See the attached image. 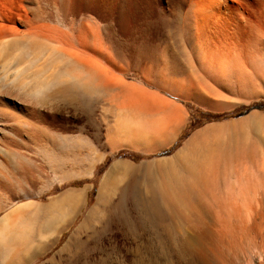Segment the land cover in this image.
<instances>
[{"label": "rangeland", "instance_id": "rangeland-1", "mask_svg": "<svg viewBox=\"0 0 264 264\" xmlns=\"http://www.w3.org/2000/svg\"><path fill=\"white\" fill-rule=\"evenodd\" d=\"M119 1L103 3V18L96 17L95 0L88 1V11L83 0L70 2L75 21L90 19L85 24L91 26L102 21L105 49L92 55L101 65L100 82L94 70L75 62L70 77L65 76V65L59 68L58 63L52 72L58 83L42 95L61 88L66 78L73 99L65 101L57 93L61 99L31 101L34 95H29L30 101L21 103L22 117L3 126L0 194L7 193L2 183L18 179L17 187L7 186L15 192L9 204L33 195L45 199L70 187L88 188L85 206L39 264H179L173 255L161 253L154 233L137 231L129 202L119 207L122 186L131 181L146 200L154 186L148 182L167 177L166 168L183 151L238 147L234 160L249 164L253 147L258 153L264 149V36L254 37L249 30L259 20L256 2L121 0V18L111 14L112 4L120 9ZM195 1L207 8L201 12ZM194 9L201 12L198 21L191 17ZM78 21L68 32L76 49L75 33L79 27L83 31ZM86 37L93 42V35ZM158 84L172 87L184 101H131L140 88ZM254 105L259 108L250 109ZM120 152L139 158H117Z\"/></svg>", "mask_w": 264, "mask_h": 264}, {"label": "bare ground", "instance_id": "bare-ground-1", "mask_svg": "<svg viewBox=\"0 0 264 264\" xmlns=\"http://www.w3.org/2000/svg\"><path fill=\"white\" fill-rule=\"evenodd\" d=\"M72 1L74 0H0V136L8 120L22 117L21 103L30 101L29 95H34L31 101H50L57 97V93L65 101L73 99L70 81L65 80L66 78L61 88L50 95H42L44 90L58 83L57 75L52 72L58 70L60 64L65 65L62 67L65 68V76L70 77V65L75 62L84 66L83 70H94L97 81L100 82L101 65L92 55L102 54L105 49L98 24L102 21L96 18L97 22L95 19L93 21L96 23L88 22L94 24L91 26L85 24L90 19H86V22L85 19L77 20L83 31L79 27V32H82L80 34L75 29L79 33L78 35L76 32L75 37H78L77 43L80 46L76 49L70 44L68 34L71 26H75L77 22L70 17ZM88 1L83 0L87 11L90 5ZM223 1L216 0L217 4ZM252 1L256 2L259 20L249 30L252 36L258 38L264 36V0ZM95 3L94 9L100 12L95 14L96 17L103 18L102 5L106 4V0H95ZM120 3L121 0L118 3L119 12L116 3L111 5V14L116 17L122 16L121 8L124 3ZM195 3L197 4L196 1ZM203 6L204 3L200 7L201 12ZM200 11L197 9L191 12L193 20L202 16ZM88 33L93 35V42L87 40ZM21 44H26L23 52L18 50ZM58 63L59 68H56ZM9 101L15 102L11 105ZM254 141L250 142L255 144ZM217 148L206 152L194 150L186 153L179 166L172 164L168 167L166 180L160 183L162 185L155 184L146 200L138 196L136 185L128 181L119 191L118 205L121 207L129 202L135 213V224H132L139 229L137 231L142 229L154 233L160 243L161 253L165 257L173 255L182 264H264V149L260 154L253 147L250 163L240 164L242 161H235L232 155L238 147L231 152L224 151L225 148ZM21 163L23 162L19 160L18 165L21 166ZM159 187L162 189L161 195L158 193L161 191L158 190ZM156 257L159 258L157 255ZM162 259L164 262L165 258Z\"/></svg>", "mask_w": 264, "mask_h": 264}, {"label": "crops", "instance_id": "crops-1", "mask_svg": "<svg viewBox=\"0 0 264 264\" xmlns=\"http://www.w3.org/2000/svg\"><path fill=\"white\" fill-rule=\"evenodd\" d=\"M171 89L161 84L140 88L131 101H184ZM190 151L181 152L178 162L170 163L168 167L172 164L179 166ZM166 178L148 183L162 185L160 183ZM12 183L17 187L18 179L1 184L4 186L2 190L8 194H0V264H39L56 249L60 236L70 228L76 213L85 206L88 188L86 185L70 187L45 199L33 195L9 204L8 197H15L14 189L7 188L12 187ZM40 189L42 193L43 187ZM158 193L161 195L162 189Z\"/></svg>", "mask_w": 264, "mask_h": 264}, {"label": "trees", "instance_id": "trees-1", "mask_svg": "<svg viewBox=\"0 0 264 264\" xmlns=\"http://www.w3.org/2000/svg\"><path fill=\"white\" fill-rule=\"evenodd\" d=\"M252 108H259L257 105L251 106L250 109ZM205 115H208V113H204ZM177 143L173 144L171 148L167 149L164 151V154H168L171 150H173L176 147ZM125 156H129L131 158H139L137 155H134L133 153H126V152H120L116 155L117 158H122Z\"/></svg>", "mask_w": 264, "mask_h": 264}]
</instances>
